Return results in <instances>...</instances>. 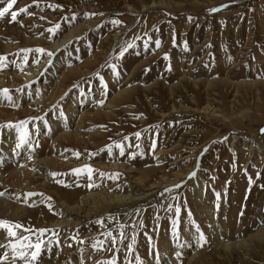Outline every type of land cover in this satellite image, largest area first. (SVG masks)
Segmentation results:
<instances>
[{
    "label": "bare ground",
    "instance_id": "1",
    "mask_svg": "<svg viewBox=\"0 0 264 264\" xmlns=\"http://www.w3.org/2000/svg\"><path fill=\"white\" fill-rule=\"evenodd\" d=\"M23 1L27 3L31 0ZM35 1L56 3L55 0ZM84 1L74 2L81 8L88 7L86 12L72 15L71 20L66 19L67 22L64 21L56 31L53 28L58 25L57 16L44 15L45 11L38 8L32 14L22 15L15 25L0 26V57L5 58L0 61V92L8 89L11 97L9 100L0 95V192L5 193L0 197V218L22 224L25 229L22 234L30 236L32 241L36 240V230H50L41 237L45 243L36 264H103L108 258L117 260L113 256L115 248L107 243V238L104 245L95 251L92 244L100 243L107 235V228L114 222L133 226V223H137L140 205L149 201L147 199L153 195L152 192L174 186L193 172L195 157L200 151L197 145H182L184 139L180 138L175 147L167 151V147H160L153 154L154 141L147 147L138 146L136 133H140V136L145 134L143 125L146 123L134 127L128 124L127 118L135 115L137 120L140 110L154 109L159 100L166 98L175 112L215 115V107L211 108L208 101L201 109L196 106L191 110V107H183L181 103L176 107L174 96L179 88L187 98L191 95L197 98L202 89L209 96L210 91L220 86L224 89L246 87L249 90L258 86L255 88L257 98L261 94L259 89L264 90V80L250 83L239 81L235 85L225 78H211V73L207 72L209 70L202 73L203 78H195L182 69L181 72L177 70L180 76L184 75L181 76L184 79H179L177 84L160 81L155 75L148 83L139 79L133 81L134 74L140 71L144 63L129 61L128 64H132L128 68L129 75L115 77L113 72L106 73L103 81L98 77L101 69L93 68L97 65L93 53H88L90 38L89 42L87 38L84 39L87 45L81 49L69 47L84 37L94 24L89 18L93 13L91 3L86 5ZM138 1L141 3L140 11L127 4L128 0L124 1L123 11L129 21L113 34L112 48L118 46L142 13L170 7L166 0H152L148 4ZM39 15L43 19L38 18ZM41 20L47 22L48 27L40 24L43 23ZM49 27L52 31L48 30ZM97 48L94 55L102 56L103 53ZM37 49L44 51L38 52ZM74 53H81V57L85 58L70 63ZM108 56L103 55L102 63L109 59ZM124 79L127 82L123 83ZM157 110L155 107V112ZM160 114L164 116V113ZM222 117L230 123L229 117L225 114ZM21 124L23 127H20ZM21 135H26L28 142L18 147ZM117 144L123 147V155ZM181 151H185L190 163L183 170H175L173 166L171 169L168 158ZM85 166L94 169L93 187H89L86 175L73 173L74 169ZM50 173L58 175L53 177ZM100 173L105 175L101 177ZM240 184V181L235 184L236 189ZM197 188L200 190L201 184L198 183ZM27 193L37 195L25 200ZM248 196L245 201L247 205L250 203ZM211 200L215 202L214 205L217 204V199L211 197ZM202 211L204 218L201 217V220L204 223L200 230L206 237L205 246L197 244L192 232L183 233L179 229V240L184 244L181 247L172 235V226L167 227L162 222L147 223L153 234L149 237L147 248L140 250L139 255L126 251L127 256L131 262L134 259L137 261L138 257L140 264H264V215L260 218L261 222L250 225L247 222L250 215L248 210L240 219L235 215L236 210L222 208L221 213L216 214V209L212 213L203 206ZM145 216L148 220L149 214ZM29 228L33 231H26ZM61 232L69 233L71 238L59 242ZM17 234L20 235L21 231L18 230ZM81 240L84 246L89 247V252L83 251ZM11 242L7 233L0 230V245H4L0 247V253L8 254L7 260L0 256L2 264H12L13 254L7 247ZM155 248L158 251H153ZM177 252L181 253L179 258ZM147 253L149 255L146 256ZM16 264L23 262L16 261Z\"/></svg>",
    "mask_w": 264,
    "mask_h": 264
},
{
    "label": "rangeland",
    "instance_id": "2",
    "mask_svg": "<svg viewBox=\"0 0 264 264\" xmlns=\"http://www.w3.org/2000/svg\"><path fill=\"white\" fill-rule=\"evenodd\" d=\"M55 1L56 3L52 5L47 2L42 4L35 0L29 1L30 3L16 0L9 13L0 18V26L15 25L22 15L32 14L35 8H38L39 11H45L44 15L57 16L58 27L53 28V31H56L63 23L70 21L72 15L86 12L85 10L88 8H81L79 4L74 2L75 0ZM124 1L127 0H85L83 3H91V11L95 12V14L89 15L90 21L93 20L94 24L91 21L92 28L89 29V34L86 33L88 36L84 34V37L77 39L69 46L74 49H81L87 45L84 39L87 38L89 42L88 37L90 38L88 53L89 55L93 53L92 57L96 60L95 64L97 65L93 68L99 67L101 69L98 76L101 80L104 81L106 73L112 72L115 77L119 75H121L119 77H126L127 74L129 75L128 68L132 65L128 64L129 62L144 63L140 71L134 74L133 80L139 79L144 83H148L155 75L160 81L177 84L179 79H184V77L181 78L184 75L180 76V69L184 73L192 74L191 76L195 78H203L202 73L209 70L207 72L211 73V78H225L233 84L239 81L250 83L256 80H264V0H222L223 2L214 0H166L170 7L142 13L136 24L124 34L118 46L112 48L113 34L120 30L121 25H125L129 21L128 18H125L127 14H124L125 11H123ZM128 2L127 4L137 11L141 10L140 1L128 0ZM150 2L152 0H142L144 4ZM7 4L8 0H0V9L7 7ZM25 8L27 12L20 13V9ZM213 9L218 10L212 11ZM13 11L18 13L16 21L11 20L10 13ZM38 18L43 19V16L39 15ZM66 19L67 21H65ZM113 20H118L120 23L113 24ZM41 22L43 23L40 24L48 27L47 22L43 20ZM49 28L51 29V27ZM49 28L48 30H50ZM156 40L161 42L159 47L155 44ZM125 43L133 44L134 47L128 49L121 56L120 52L126 45ZM96 48L103 53L102 56L94 55ZM105 54L109 55V59L107 58V61L102 63ZM97 57L98 59H96ZM80 58L83 60L85 57H81V53H74L70 63H77ZM196 73L197 75H195ZM122 82L127 81L124 79ZM128 82L130 83V81ZM235 88L224 89L220 86L210 91L209 96L202 89L200 92L198 91L197 98L196 95L187 98L185 92L181 91L180 88L175 90L176 92L178 90L174 96L176 107H178V103H181L183 107H191V110H194L196 106L201 109L208 101L211 108L215 107L213 108L216 112L215 115L194 114L192 111L184 114L179 110L175 112L171 109L172 104L167 98L166 101H160L157 98L160 102L155 106L158 112H155V107L151 110L144 108L143 111L138 112L137 120H135V115L127 118L128 124L134 127L141 126L143 122L146 123L143 125L145 134L137 139L139 141L138 146L147 147L151 141H154L152 143L153 154L160 147H167L165 151L175 147L180 138L184 139L181 141L182 145L191 147L197 145L200 151L197 153V158L195 157L196 162L192 168L196 175L189 178L190 173L182 182L162 188L159 192H152L151 195H153L147 199L149 201L140 205L139 216L136 218L137 223H133L131 226L132 224L124 222H114L107 228L106 237L100 243L95 244L96 247L92 244L91 247L94 248V251L104 245L107 238V243L115 248L113 256L117 257V264H135V262L137 264L135 259L131 262L126 251L139 255L140 250L143 251L147 248L150 238L153 236L147 223L162 222L167 224V227L168 225L172 226V221L176 219V206L181 209L179 229L185 233L192 232L195 236L197 234L193 223L198 225L200 229L203 228L204 221L201 220V217L204 218L203 206L210 209L212 213L216 209V214H220L222 208L236 210L237 214L235 215L238 219L243 216L241 213L248 210L250 215L247 222L250 225L261 222L260 218L264 215V132L261 131L264 129V90L259 89L261 92L259 100L255 93V88L257 89L258 86L251 90L246 87H243L244 89L242 87L236 88L238 89L237 93ZM162 94L165 96L163 91ZM147 111L149 112L147 113ZM159 112L164 113V116ZM224 114L231 119L230 123L232 124L227 122L228 119L224 120L222 117ZM185 151L170 156L167 160L169 161L168 166H173L175 170L185 169L190 163L186 159L188 155ZM179 156L181 157L177 158ZM173 168L171 167V169ZM238 181L242 184L236 189L235 184ZM198 183L201 184L200 190L197 188ZM177 185L180 187L176 188ZM166 189H174V191L168 193ZM217 194H219V198ZM248 195H250L249 205L245 202L248 200ZM211 197L217 199L218 208L217 204L214 205L215 202L211 200ZM209 198L210 200H208ZM168 205H173L171 211L167 210ZM146 213L149 214L148 220H146ZM189 213H191L190 218ZM141 221L143 222L142 227ZM121 231L124 235L122 241L119 237ZM132 232L134 235L131 234ZM70 238V234L67 232H61L58 237L59 242L61 240L63 242L68 241ZM113 238H115V243L112 242ZM133 239L135 243H133ZM43 241L42 249L45 240ZM129 245H131L130 248ZM81 246H83L84 252H89L90 249L84 246V242L81 243ZM155 250L158 251L157 248L153 251ZM109 260L111 259H105L103 262Z\"/></svg>",
    "mask_w": 264,
    "mask_h": 264
},
{
    "label": "snow or ice",
    "instance_id": "3",
    "mask_svg": "<svg viewBox=\"0 0 264 264\" xmlns=\"http://www.w3.org/2000/svg\"><path fill=\"white\" fill-rule=\"evenodd\" d=\"M16 3V0H8V4L7 7H4L2 9H0V18H3L6 14L9 13V10L13 7V5ZM218 9H213L212 11H217ZM27 9H20V13H26ZM11 15V20L12 21H16L17 15L18 13L16 11H13L10 13ZM113 24H119L120 21L118 20H113L112 21ZM58 27V26H57ZM49 31H52L51 29ZM160 41L156 40L155 44L157 47L160 46ZM134 45L133 44H126L120 52V55L123 56L124 53L128 50L133 48ZM186 47V45H185ZM28 51V50H25ZM36 51L38 52H43V49H37ZM5 58L4 57H0V61H3ZM165 59H167V57H165ZM0 95H4L7 99H11L10 95H9V90L8 89H4L2 90V92H0ZM20 127H23V124L20 125ZM262 132H264V129L261 130ZM136 137L139 138L140 137V133H136ZM28 142V138L26 137V135H21L20 138V144L19 146H22L24 144H26ZM116 147H118L120 149V154L123 155L124 151H123V147L119 144L116 145ZM110 151V149H109ZM76 155H79L78 153ZM93 172L94 169H92L91 167L85 166L84 168H77L73 170V173L76 175H81L84 174L87 176V179L89 180V187H93L94 185L91 183L92 182V178H93ZM51 176L55 177L58 174L57 173H50ZM101 177H103L105 174L104 173H100ZM196 172L193 171L190 175L189 178L195 177ZM58 183H60V181H57ZM250 183H251V178H250ZM176 188H179L180 186L177 185L175 186ZM166 191L168 193H172L174 191V189H166ZM5 195V193L0 192V197H3ZM33 195H37L34 193H27L25 194V200L31 198ZM41 196H43V194H39ZM217 197L219 198V194H217ZM174 199L176 197H173ZM51 199V198H48ZM219 207V205L217 204V208ZM173 208V205H168L167 210L171 211ZM180 212L181 209L179 206L175 207V213H176V219H174L172 221V235L174 238L177 239V242L180 244L181 247L184 246V244L182 242H180L179 240V216H180ZM243 213H241L242 215ZM191 217V213H189V218ZM159 219V218H157ZM143 226V222L141 221V227ZM193 227L195 228V233L196 235V242L199 246H203L204 243H206V237L203 234V232L200 230L198 225H195L193 223ZM121 228H123V226H121ZM0 230H3L7 233V236L10 238L11 243H9L7 245L8 248L11 249L12 252V264H16V261H22L23 264H36L38 257L41 254L42 251V245H43V241L41 239V237L45 234L46 231H50V230H45V229H39L36 230V240L32 241L30 236H25L22 234L23 231H25L24 226L20 223H13L10 222L4 218H0ZM20 230L21 234L18 235L17 231ZM26 231L28 232H32V229H26ZM111 235V234H109ZM124 235L123 232L121 231L120 234V239L121 241L123 240ZM84 241H80V243H83ZM113 243H115V238H113ZM133 243H135V240L133 239ZM71 246V245H69ZM94 247H96V245H93ZM0 247H4V245H0ZM131 247V245H129V248ZM177 258H179L181 256L180 252L176 253ZM0 256L3 257V260H7L8 259V254L6 252L4 253H0ZM0 264H2V261H0ZM103 264H117V261L115 258H113L112 260L103 262ZM137 264H140V260L137 257Z\"/></svg>",
    "mask_w": 264,
    "mask_h": 264
}]
</instances>
